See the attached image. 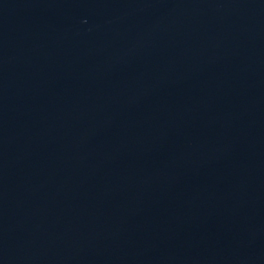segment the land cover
I'll return each mask as SVG.
<instances>
[{
  "label": "water",
  "instance_id": "95a60500",
  "mask_svg": "<svg viewBox=\"0 0 264 264\" xmlns=\"http://www.w3.org/2000/svg\"><path fill=\"white\" fill-rule=\"evenodd\" d=\"M0 264H264V0H0Z\"/></svg>",
  "mask_w": 264,
  "mask_h": 264
}]
</instances>
